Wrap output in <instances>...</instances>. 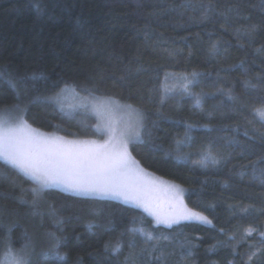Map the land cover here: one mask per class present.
<instances>
[{"label":"trees","instance_id":"1","mask_svg":"<svg viewBox=\"0 0 264 264\" xmlns=\"http://www.w3.org/2000/svg\"><path fill=\"white\" fill-rule=\"evenodd\" d=\"M0 71L24 80L0 81V111L19 103L41 132L103 140L94 116L44 99L66 86L137 110L130 156L211 224L34 192L0 161V259L27 245L29 264H264V0H0Z\"/></svg>","mask_w":264,"mask_h":264},{"label":"snow or ice","instance_id":"2","mask_svg":"<svg viewBox=\"0 0 264 264\" xmlns=\"http://www.w3.org/2000/svg\"><path fill=\"white\" fill-rule=\"evenodd\" d=\"M34 7L37 12L43 9L40 3ZM0 81L6 82L14 90H18V86L24 83L23 79L14 80L7 71H0ZM63 91L64 89L61 90ZM59 96L60 93H56L44 99L57 103ZM12 107L18 110L20 115L12 119L0 118V161L17 169L42 187L62 185L65 191L77 194H101L122 198L126 203L143 208L155 217L157 223L171 225L179 220L205 219L182 208L183 190L173 185H169L165 190L169 207H181L179 210L162 212L151 194L152 182L144 180L147 173L128 153L127 141L114 142L110 138L101 144L89 140H65L32 127L23 116L26 108L20 107L19 103ZM258 115L264 122V113ZM33 191L37 189L34 188ZM147 238L153 239L151 235ZM55 248L56 243L49 251L59 256ZM21 251L24 254L16 256L13 264H29L28 246H22ZM115 251L116 249H113V252ZM7 255H12L11 250ZM60 259H64V256H60ZM0 264H5L4 260L0 259Z\"/></svg>","mask_w":264,"mask_h":264},{"label":"rangeland","instance_id":"3","mask_svg":"<svg viewBox=\"0 0 264 264\" xmlns=\"http://www.w3.org/2000/svg\"><path fill=\"white\" fill-rule=\"evenodd\" d=\"M187 80H189V77H185V76L177 77L176 79H173V80L171 79L169 81V84L173 88L174 85L181 86L180 84L184 83ZM62 89H64L63 92H61ZM62 89H60L57 92V93H60V96H59V101L55 103L56 107L60 111L64 113L86 112L94 116V118L96 119V128H97V125H99V130L97 131L103 135V140L101 141L89 140V141H95L101 144L109 140L110 138L114 142L127 141V147H128V153H129V145L140 139L141 129L143 125V117L137 110H135L131 106L125 105L115 100L78 94L77 92H75L73 89L69 87L62 88ZM19 115H20V112L15 109H7V110L0 111V118L12 119L14 117H18ZM137 133H139V136H137ZM46 134H49V133H46ZM50 135H53V134H50ZM54 136L62 137L59 135H54ZM63 138L69 141H78V140H73V139H67L65 137ZM145 173H147V175L144 177V180L152 182L150 184V187L153 188V191L151 194L155 202L160 207L161 211L167 213V212L179 210L181 206H178L177 209H172L169 207L168 197L165 191L169 185H173V186H176V185L170 182H167L163 179H160L146 171ZM26 178L31 180L33 183H35L36 189L38 191H43L45 189H56L64 193H68V194L75 195L78 197H89V198H99V199L103 198V199L116 201L124 205L137 208L141 210L143 213H145L148 217H150L156 226L171 227V226H175L177 224H181L185 222L202 224L206 226L211 225L210 221L206 217H204L203 215L197 212H194L188 209V207L186 206L184 202V192L183 191L181 194L182 208L190 212L199 214L200 216L205 218L204 220H197V219L179 220L178 223H172L171 225L164 224V223H157L155 217L152 216L150 213L144 211L143 208L136 207L131 203H126L122 198H112L110 196H104L101 194H88V195L77 194L73 191H65L62 185H59V186L49 185L46 187H42L40 184L34 182L32 179L28 177ZM178 188L181 189L180 187ZM8 252L9 251H7L1 257V259L4 260L5 264H13V261L16 258V256L24 254L22 251H19V252L11 251L12 255H7ZM30 259H31L30 256H28L29 263L31 262Z\"/></svg>","mask_w":264,"mask_h":264}]
</instances>
